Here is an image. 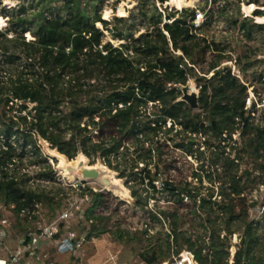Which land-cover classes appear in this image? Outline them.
Masks as SVG:
<instances>
[{
    "label": "trees",
    "instance_id": "trees-1",
    "mask_svg": "<svg viewBox=\"0 0 264 264\" xmlns=\"http://www.w3.org/2000/svg\"><path fill=\"white\" fill-rule=\"evenodd\" d=\"M41 1L36 12H27L23 5L13 10L8 25L0 29V204L16 217L37 206L51 215L60 207L50 192L32 190L28 172H20L26 157L29 165L41 166L39 176L52 178L53 169L42 159L41 140L68 160L82 154L92 162L102 161L126 182H146L156 193L173 195L175 207L157 211L167 226L164 239L153 241L155 236L140 233L145 245L138 257L143 263L160 264L188 250L198 264H227L229 239L239 234L233 264H261L264 240H258L242 205L246 191L264 184V107L257 118L255 105L245 108V87L229 67L220 66L224 57L218 47L198 33L210 20L196 26L199 10L182 8L168 13L163 22L156 3L185 4L150 0L155 13L143 15L146 28L134 37L109 29L110 21L102 20L97 9L86 11L82 4L88 0H59L61 6L54 12L48 7L54 0ZM247 24L244 19L241 26ZM252 28L264 30V24ZM103 31L124 42L103 43ZM211 52L219 57L198 71ZM190 80L199 92L196 111L180 101L181 89ZM179 134L198 143L203 139L202 145L217 150L210 154L216 178L209 179L217 184L216 196L214 188L203 195L195 186H174L161 179L162 147ZM88 193L92 200L83 215L89 223L86 239L111 234L124 240L127 232L113 231L109 218L94 215L102 195ZM184 199L192 203V214L204 216L201 238L193 239L180 227L178 207ZM256 250L258 257L253 255Z\"/></svg>",
    "mask_w": 264,
    "mask_h": 264
},
{
    "label": "rangeland",
    "instance_id": "rangeland-1",
    "mask_svg": "<svg viewBox=\"0 0 264 264\" xmlns=\"http://www.w3.org/2000/svg\"><path fill=\"white\" fill-rule=\"evenodd\" d=\"M178 1L185 5L183 7L176 5L175 7L166 5V3L163 5L156 3L157 11L162 13L163 22H167L165 16L168 13L182 8H197L199 10L201 16L195 19L196 26L201 25L202 22L206 23V19L210 20L209 24L199 27L198 33L203 35L208 44L214 43L220 54L217 52L208 54L206 62L198 68V71H205L208 61L219 57L218 54L224 57L220 66L229 67L231 73L245 87V108L252 109V106L255 105L257 112L253 116L257 118L261 108L264 107V30L249 28L254 23L264 24V18H262L263 20L258 19L264 17V0H258L257 4L249 3V0ZM82 2L84 1L82 0ZM43 3L44 1L41 0H0V29L3 30L8 25L9 17L19 6L23 5L30 13L38 11ZM60 6L61 2L54 0L48 7L54 12ZM82 6L89 13L93 12L94 8L97 9L102 20L110 21L109 29L113 31L116 29L117 32H122L124 35L133 33L134 37H137L146 28V20L143 15L151 16L155 13L150 0H103L101 5H95L93 0H88ZM254 11H259L262 14L254 16ZM115 18H123L125 21L116 24L113 22ZM244 19L248 21V24L241 26ZM96 27H98L97 24ZM98 28L102 29L100 24ZM103 33V43L110 42L113 46H117L124 42L112 39L111 33L107 31H103ZM25 36L28 40L32 39L29 35ZM238 57L240 58L239 66L235 64ZM184 87L188 89L189 93H195L198 96L199 92L192 80ZM256 123L257 119L254 121V124ZM199 138L197 137V139ZM202 141L198 143L194 137L190 139L188 135L179 134L165 142L162 147L161 179L170 180L174 186L186 184L195 186L203 195L214 188L212 191L216 196L218 193L217 184L213 186L209 179L215 180L216 178L210 154L217 150L212 147L206 148L201 144ZM38 145L41 148L42 159L45 158L53 169L52 178L39 176L42 171L40 170L41 166L39 164L29 165L30 159L26 157L22 159L24 170L20 172H28L27 185L32 190L50 192L55 201L60 203V207L51 215L47 209L38 206L36 208L37 215L31 221L18 219L11 240L7 242V247L13 249L25 231H35L39 227L50 225L58 220L61 213L68 210L71 220L68 223L59 222V235L65 234L66 227L69 226L70 231L84 238L83 246L75 252L58 255L53 249L55 243L48 242L39 250L40 259L37 264H145L138 257L140 249L145 245V242H140V233L146 231L147 236L144 238L155 236L152 238L153 241L158 238L164 239L167 226L159 218L157 211L166 208L173 209L175 207L173 195L170 192H160V185L157 183L156 190L159 192L156 193L149 188L146 182L143 185L133 183L130 179L126 182L125 179L118 178L117 173L110 169L124 188L122 193L106 190L94 181H70L57 168V160L52 157L54 153L50 151L52 149L49 145L41 140ZM176 145H182L183 148H178ZM86 164L104 166L100 160L92 162L87 159ZM139 167L143 166L139 165ZM149 168L153 171L152 166ZM243 169L244 167H241L239 175ZM253 174L256 175L257 172ZM131 179L133 180V178ZM60 190L61 192H59ZM89 191L102 195L98 207L94 210V215L109 218L113 231L120 229L127 232L129 235L124 240L120 241L117 235L111 234H104L90 240L86 239L89 223L84 222L83 215L86 209L91 206L92 196L88 193ZM133 194L137 196L135 197ZM244 199L245 202L242 206L246 208L248 220L256 228L258 240L263 241L264 184L260 183L254 189L246 191ZM138 203H141L142 206H139ZM77 207L79 210H76ZM192 210V203L184 199L178 207L181 216L180 227L188 236L197 239L205 235L201 228L204 216L194 215ZM0 214H7V212L3 211ZM152 215H155L156 218H152ZM209 243L206 235L205 244ZM229 243V246H232L236 251L240 244L239 234H233ZM253 255L258 257L261 254L256 250ZM2 256L3 253L0 252V257ZM169 260L160 264H165Z\"/></svg>",
    "mask_w": 264,
    "mask_h": 264
},
{
    "label": "built area",
    "instance_id": "built-area-1",
    "mask_svg": "<svg viewBox=\"0 0 264 264\" xmlns=\"http://www.w3.org/2000/svg\"><path fill=\"white\" fill-rule=\"evenodd\" d=\"M199 16H201V14L199 11H196L195 19ZM36 208L34 212L21 210L19 217H16L10 210L5 209L0 204V213L3 211L7 212V214H0V252L3 253V256L0 257V264H37L40 259L39 250L48 242L55 243L53 249L60 255L75 252L83 246L84 238L75 235L70 231L69 226L66 227L65 234L59 235V224L68 223L71 220V214L66 210L59 215L58 220L52 222L50 225L39 227L35 231H25L21 239L17 241L15 247L9 249L7 247V242L11 240L15 227L17 226V220L31 221L37 215ZM76 210H79V208L77 207ZM222 236L223 235H221V238ZM227 251L229 253L227 264H233L235 250L232 246H228ZM205 252L206 251H203V254H205ZM165 264L198 263L192 252L182 250L177 255L172 256ZM261 264H264V255Z\"/></svg>",
    "mask_w": 264,
    "mask_h": 264
},
{
    "label": "bare ground",
    "instance_id": "bare-ground-1",
    "mask_svg": "<svg viewBox=\"0 0 264 264\" xmlns=\"http://www.w3.org/2000/svg\"><path fill=\"white\" fill-rule=\"evenodd\" d=\"M248 8L251 10L250 7ZM97 26L99 27V24H97ZM50 151L54 153L52 157L56 158L57 160V168L62 172L63 176L69 179L70 181H74V180L94 181L97 184H100L104 189L116 193H122V191L124 190L119 180L115 178L113 172H111L109 169L105 168L100 164L94 166L87 165L86 164L87 158L82 154H79L75 160L69 161L65 156L59 154L56 150H50ZM90 170L95 171L97 173V176L94 178L84 177L83 172Z\"/></svg>",
    "mask_w": 264,
    "mask_h": 264
},
{
    "label": "water",
    "instance_id": "water-1",
    "mask_svg": "<svg viewBox=\"0 0 264 264\" xmlns=\"http://www.w3.org/2000/svg\"><path fill=\"white\" fill-rule=\"evenodd\" d=\"M197 98H198L197 95L195 93H189L188 89L186 87H184L182 89V97H181L180 101L188 104L189 107L194 111L198 109ZM83 176L87 177V178H94L97 176V173L95 171H91V170L90 171H84ZM243 264H246V263H243Z\"/></svg>",
    "mask_w": 264,
    "mask_h": 264
},
{
    "label": "crops",
    "instance_id": "crops-1",
    "mask_svg": "<svg viewBox=\"0 0 264 264\" xmlns=\"http://www.w3.org/2000/svg\"><path fill=\"white\" fill-rule=\"evenodd\" d=\"M57 254V253H56ZM59 255V254H58Z\"/></svg>",
    "mask_w": 264,
    "mask_h": 264
}]
</instances>
